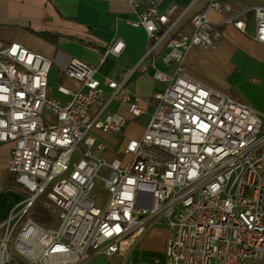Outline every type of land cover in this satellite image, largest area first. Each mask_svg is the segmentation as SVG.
<instances>
[{"label": "built area", "instance_id": "2783aa9c", "mask_svg": "<svg viewBox=\"0 0 264 264\" xmlns=\"http://www.w3.org/2000/svg\"><path fill=\"white\" fill-rule=\"evenodd\" d=\"M130 1L146 4L129 21L148 34L146 57L120 79L104 80L95 65L71 59L63 72L80 86L59 84L65 101L49 93L50 58L18 41L0 42V143L14 144L9 170L31 192L0 222V264H85L99 254L106 264H160L134 255L160 223L169 231L166 264H264L263 118L183 73L188 51L214 47L222 32L207 13L195 14V32L170 37L161 56L176 72L153 71L165 90L140 96L129 83L152 66L147 56L170 35L176 6L162 12L155 0ZM231 1L208 6L245 33L252 16L251 35L264 43V4L234 10ZM124 46L116 39L106 54L119 55ZM114 100L128 104L134 118L153 108L140 137L115 145L104 138L127 126L109 109ZM49 187L58 223L24 220Z\"/></svg>", "mask_w": 264, "mask_h": 264}, {"label": "crops", "instance_id": "0c3cea01", "mask_svg": "<svg viewBox=\"0 0 264 264\" xmlns=\"http://www.w3.org/2000/svg\"><path fill=\"white\" fill-rule=\"evenodd\" d=\"M155 1L162 12L175 5L171 19L177 22L170 35L158 45L156 52L147 56L152 62L150 69L135 75L130 81L131 90L143 97L165 90L167 83L155 80L152 74L155 68L170 74L176 72V64L166 66L161 57L167 50L168 39L182 33L192 35L196 30L191 21L192 17L199 12H205L223 36L214 47L193 46L184 59L183 73L214 91L243 101L244 94L239 86L240 74L249 69L255 70L264 61V43L256 41L251 35L255 28L253 17H249L248 30L245 33L225 24V14L209 7L208 0ZM244 1L246 5L264 4V0ZM145 8V3L133 7L130 0H0V42L7 44L18 41L32 51L50 58L53 61L52 66L58 65L59 74L64 76L63 84L71 88H77L80 84L65 75L63 67L73 58L95 65L97 76L102 80L120 79L126 69L137 65L148 53L150 41L146 30L129 23L130 20L138 19L139 13ZM37 32L57 34V41H49ZM116 39L124 41L123 50L119 55L106 54L107 48ZM60 95V100L65 101L67 96L62 93ZM111 105L113 110L110 109ZM109 109L118 111L127 118L124 134L104 136L111 145L120 142L123 136L140 137L153 110L150 108L148 114L139 116L145 117L146 122L142 133L136 136L131 135V127L133 120L139 117L131 116L128 104L114 100ZM13 148L12 142L0 143V222L17 202V183L14 174L9 170ZM107 156L112 158L110 154ZM151 231L142 237L134 252L135 257L147 262L150 261L149 255L153 251L142 246V242L147 243L146 239ZM168 234L166 228L163 245Z\"/></svg>", "mask_w": 264, "mask_h": 264}, {"label": "rangeland", "instance_id": "374dc122", "mask_svg": "<svg viewBox=\"0 0 264 264\" xmlns=\"http://www.w3.org/2000/svg\"><path fill=\"white\" fill-rule=\"evenodd\" d=\"M240 76L241 82L239 86L240 90L244 94L243 102L248 103L252 108H254L262 116L264 121V61L259 66H257L255 70H246L245 72H242ZM63 77L64 76L59 74L58 65L54 64L49 73L50 95L54 98H61V95L58 92V85L64 83ZM253 77L258 78L260 80V84L253 83ZM110 109H114L112 105ZM145 122V117L134 119L131 127V135H140L144 130ZM100 174H102V172ZM16 191L17 202H20L31 195V192L22 185H17ZM49 191L50 187L36 199L34 205L24 216V220L33 219L34 221L47 227H52L58 223L59 208L49 198ZM152 229L153 231L150 230V236H148V238L146 239V241L148 240L147 243L142 242V246L153 251L149 255V262L152 263L155 258H159L160 264H166L167 239L163 245L166 226L160 223L155 225ZM108 261L109 259L106 256L99 254L85 264H106Z\"/></svg>", "mask_w": 264, "mask_h": 264}, {"label": "trees", "instance_id": "16d2710c", "mask_svg": "<svg viewBox=\"0 0 264 264\" xmlns=\"http://www.w3.org/2000/svg\"><path fill=\"white\" fill-rule=\"evenodd\" d=\"M244 2H245L244 0H234V1H231V4H232L234 10H238V9H243V8L249 6V5H246ZM37 34L39 36L49 40V41H52V42H56L57 37H58L57 34H52L49 32H37Z\"/></svg>", "mask_w": 264, "mask_h": 264}]
</instances>
